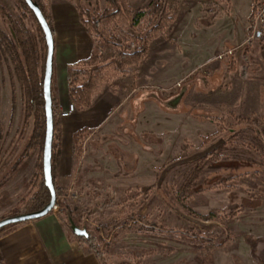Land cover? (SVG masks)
<instances>
[{"label":"rangeland","instance_id":"rangeland-1","mask_svg":"<svg viewBox=\"0 0 264 264\" xmlns=\"http://www.w3.org/2000/svg\"><path fill=\"white\" fill-rule=\"evenodd\" d=\"M46 1L51 4L61 0ZM150 1L129 0V3L133 8H137L146 7ZM167 1L172 7L176 8L175 0ZM196 1L200 2V9L191 8L186 12L187 4L184 7L182 3L177 19L172 25L171 36L181 35V44L183 46L181 58L182 56L191 57L193 55L191 58L187 57L186 66L190 65L191 61L199 56L195 55V53L201 46L198 39L202 35V31H204L199 30V27L212 24L210 20L211 14L204 11L202 5L204 3H212L214 5L215 1L189 0L192 3ZM221 1V3L227 4L225 6L226 13L229 15L221 22V25L225 26L222 30L229 27L243 31V27L246 26L249 0ZM99 3L102 4V0ZM0 4L13 16H16L21 10L18 0H0ZM82 5L87 8L94 6L93 2H82ZM218 10L220 12L215 18L221 17L223 13L220 8ZM198 11L199 14L201 12L202 14L198 15ZM196 13L198 20L194 22L192 18H194ZM206 19H209V21L206 22ZM192 20L193 24H191ZM26 23L36 33L35 25L30 17L26 19ZM112 24L116 25L117 31L122 38L132 33L130 25L116 21H113ZM182 24L183 27H181ZM4 28L7 29V24L1 22L0 16V29ZM181 29L184 31L183 34H181ZM212 30L214 33H212ZM222 30L216 32L215 27L204 31L205 35H202L203 38L200 41L203 39H208V42L212 40L218 41L220 38L217 34L222 35ZM195 34L197 37L194 40ZM228 44L234 45L235 42L229 41L224 46L226 47ZM217 45L219 46V43ZM155 49L156 45L150 49L151 59L146 63L148 66L152 65V57L156 56ZM105 52L106 55L111 54L112 48L108 47ZM177 59L178 57H176ZM227 61L224 62L227 63ZM240 63L241 60L239 59ZM179 67L182 68L184 66ZM175 70L178 71V68H170L171 72ZM149 77L146 70H144L141 74V79L137 80L136 83L143 79L147 80ZM229 77L234 80L238 75L235 72ZM263 77L262 74L260 76V74L256 73V83L264 84ZM207 78L200 72H194L185 80H181L180 86H175L174 84L166 90L164 97L176 94L183 85L187 84L181 98V105H178V107L181 106L180 108H184L182 110L186 111L183 112L186 113L187 130L183 133H171V137H168L167 142L170 150L166 148L162 159L167 161L169 156L170 160L161 166L157 172L155 184L151 188L144 190L143 194V191L141 192L139 188H126V194L121 199L118 196L114 198L113 193L108 188L90 186L84 188L82 193L74 186L70 187L68 185L62 188L61 195L56 199L57 202H64L73 208V217L70 216L72 219L74 218V222L78 226L81 227L84 223L89 235L94 234V228L99 225L108 227L105 230L106 235H104L106 244H108V252L105 258L107 261L111 260L109 261L110 263H115L117 259L124 258L131 263L135 261V264H140L142 261L143 264H158L155 259L153 261V259L143 258L144 255H147V251H151L146 244L147 240L140 238L139 241H136L139 244L137 245L138 248L130 250V252H120L121 249L129 250V248H121L120 243L130 246L131 243H134L131 240L114 245L116 234L121 233L122 228L124 229L125 223H127L133 227V230L142 229L139 233H144L146 236L154 238L153 241L148 240L150 243L153 242L150 245L151 248L154 245L157 248H162L160 245L165 244V252L171 253V264H177L179 261L181 262L180 264H201V262L203 264H260L255 259L256 257H253L254 255H252L249 244L246 241V236H250L247 234L249 229L244 220L236 222L234 218L230 219L228 215L235 210V206H242V198L253 196V200H257L256 202L264 200V143L256 133V131H260L264 136V103L254 106L256 108L253 110L252 115L247 114L243 98L233 101L232 97L235 92L231 91L230 93L226 88H223L217 96L219 99L218 105L214 108L209 107L207 104L210 101L209 98H200L198 91V89L205 90L208 86H212ZM214 79L219 82L221 74H215ZM173 82L174 80H171L169 83ZM251 98L255 102H257L256 99H259L253 95L250 96ZM246 99H249V97ZM23 109L24 104L20 86L12 73L11 63L6 55H0V123L3 130L2 149L0 151L1 163L5 161L10 150L19 151L16 139L23 120ZM210 120L212 123H209ZM128 124L132 127V123L129 120ZM25 133L28 134L27 131ZM106 141L107 138L103 142L105 143ZM213 144H216V146ZM210 146L214 147L206 152L208 150L206 148H211ZM159 147L161 146H155L154 150H158ZM110 148L118 150L115 145H111ZM174 148H180L179 152L176 151L177 149L173 151ZM122 151L125 155L134 157L127 151ZM203 151L206 153L201 156L199 152ZM20 152L21 150L13 159L14 161L18 158ZM125 155L124 157H121V155L120 158L125 159ZM36 157L37 149L30 154L27 153L25 159L12 172H9V167L3 172L0 180L5 178L6 181L0 189V215L9 214V211L15 208L17 201L27 193L28 182L35 172ZM132 164L127 165L126 171L131 170L130 166L133 167L134 165ZM242 164L243 167L245 166L246 169H249L248 174H242L240 177L234 178H231V176L221 178L219 172H224V170L233 172V168ZM169 165L170 167L165 169ZM256 168H258L257 173L253 171ZM139 175H141V171ZM213 179H216L215 183L210 184L209 182ZM228 179L231 180L229 181ZM207 185L212 187L203 189ZM69 188L78 194L76 201L66 196ZM181 193L182 196H185L184 201L188 209L181 206L180 200L182 199L179 200L177 197ZM56 200V208H52V210L59 212ZM242 209L237 210L238 214L242 212ZM190 211L200 214L213 212L220 218L211 220V223H201L189 219L191 217ZM258 215H264V209L257 212ZM190 229H194L203 236H215L216 241L223 239L226 235L234 236V239L230 240V238L222 247L214 249L211 256L206 258L204 251L196 250L197 244L194 239L186 238L183 235L184 230ZM147 247L148 249H146ZM110 250L117 252L120 256L111 258L112 256L110 255L113 253Z\"/></svg>","mask_w":264,"mask_h":264},{"label":"crops","instance_id":"crops-1","mask_svg":"<svg viewBox=\"0 0 264 264\" xmlns=\"http://www.w3.org/2000/svg\"><path fill=\"white\" fill-rule=\"evenodd\" d=\"M175 1L176 8L167 1L168 6L175 13V19L170 24L167 35L157 37L149 43L147 57L135 69L134 73L105 85L94 98L90 107L75 108L63 118L58 116L59 110H66L68 104L71 103L68 94L69 69L73 64L90 55L93 41L83 25L73 1L61 0L50 4L53 24L51 81L57 104L55 117L60 131L55 180L60 187L74 186L82 193L84 188L90 186L108 188L114 198L118 196L121 199L126 194V188H139L141 192L143 191L142 194L144 190L151 188L155 184L156 175L161 166L170 160L169 156L167 161L162 159L166 148L170 150L167 142L168 137H171V133H183L187 130L186 111L182 110L184 108L181 109V106L169 109L163 105V100L170 97V95L164 97V94L172 85L180 86L181 80H185L194 72H200L203 76L208 77L207 80L212 85L205 90L198 89L200 98H209L210 101L207 103L209 107L214 108L218 105L217 96L223 88H226L230 93L231 91L235 92L232 97L233 101L243 98L247 114L252 115L256 108L254 106L264 103V84H257L255 81L256 73L264 76V40L260 43L246 42L250 27L249 16L252 0L248 1L246 26L243 27V31L229 27L222 30L225 26L221 25V22L229 16L226 13L225 6L227 4L221 3V0H214V5L223 11L221 17L213 18L212 24L199 27V30L207 31L216 27V32L222 30V35L217 34L220 38L218 41L208 42V39L200 41L203 38L202 35H205L202 31V35L198 39L201 46L195 53L199 56L198 58L194 57L195 60L191 61L188 66H186L188 56L181 58L183 52L181 35L171 36L172 25L177 19L182 3L184 7L187 4L186 12H188L191 8L200 9V2ZM197 13L198 15L202 14V12L199 14V11ZM197 13L192 18L194 22L198 20ZM196 17L197 19H195ZM193 20L191 24H193ZM208 21L209 19H206V22ZM183 33L184 31L181 29V34ZM212 33H214L213 30ZM196 37L195 34L194 40ZM229 41L235 42V44H228L225 47L224 44ZM153 43L155 44L152 45ZM151 45H156V56L152 57L154 62L152 61V65L148 66L146 63L151 59ZM176 57H178L177 60ZM225 59L228 60L227 63L224 62ZM239 59L241 60L240 64ZM232 64L233 69H230ZM179 66L184 67L180 68ZM170 68H178V71L171 72ZM144 70L150 76L149 79H143L136 83L141 79ZM235 72L238 77L233 80L229 75ZM218 73L221 74L219 82L214 79L215 74ZM171 80L174 82L169 83ZM251 95L259 98L256 99L257 102L250 99ZM247 97L249 99H246ZM128 120L132 123V127L129 126ZM209 123L212 121L210 120ZM81 128L88 129L89 134L83 143L81 157L76 158L73 153V134ZM138 137L139 139H137ZM105 138L107 141L104 143ZM111 145H115L118 151L125 150L134 157L125 155V159H121L114 155L115 149L110 148ZM158 145L161 147L154 150V147ZM176 149L174 148L173 151ZM179 149L176 151L179 152ZM131 163L134 165L130 166L131 170L128 172L126 167ZM140 171L141 175H139ZM253 199V196L242 198L243 202H246V206L234 218V221L244 220L249 229L247 234L252 238H264V215L257 216V212L264 209V200H261V205L257 206V200ZM140 238L147 240L146 244L151 250L147 251V255H144L143 258L153 259V261L155 259L158 264L172 263L171 253L165 252V244L160 245L162 248H157L155 245L151 248L150 245L153 242L150 243L148 240L153 241L154 238L131 228H122L121 233L116 234L114 245L131 240L134 243H131L130 246L120 243L121 248H129L128 251L121 249L120 252H130V250L138 248L139 244L136 241H139ZM0 246L4 264H101L100 259L93 251L80 246L69 226L63 222L59 212L53 210L42 217L1 230ZM110 252L113 253L110 255L111 258L120 256L113 250ZM122 259L124 258L117 259L115 263H110L111 260H106V262L108 264H135V261L131 263ZM180 263L179 261L177 264ZM140 264H143V261Z\"/></svg>","mask_w":264,"mask_h":264},{"label":"trees","instance_id":"trees-1","mask_svg":"<svg viewBox=\"0 0 264 264\" xmlns=\"http://www.w3.org/2000/svg\"><path fill=\"white\" fill-rule=\"evenodd\" d=\"M34 1L38 4L53 36L49 2L46 0ZM69 1H73L76 5L80 19L93 41L90 55L70 67L68 78V94L71 102L77 109H86L91 106L94 98L102 91L105 85L134 73L135 69L147 57L149 43L157 37L167 35L168 28L175 19V13L168 6L167 0H151L146 7L141 6L137 8H133L129 0H102V4L99 3L100 0ZM82 2H93L94 6L87 8L82 5ZM18 3L20 4L21 10L16 16L9 14L0 4L1 22L7 24V29H0V55H6L8 57L12 66V73L20 86L23 98V120L16 139L17 145H19V151L21 150V152L19 153V157L14 161L13 159L19 151H9L5 161L3 163L0 162V177L8 167L9 172H12L25 159L27 153L30 154L37 149V157L34 164L35 172L28 182L27 193L17 201L15 208L9 211V214L1 216L0 219L6 216L40 209L49 199V192L44 185L42 173V147L45 131L42 80L46 46L33 12L24 0H18ZM202 6L204 11L211 14V21L220 12L212 3H204ZM28 17L31 18L35 25L36 33L26 23ZM251 20L252 15L250 14L249 22ZM113 21L130 25L132 33L122 38L117 31L116 25L112 24ZM10 29L15 34V40L12 38ZM108 47L112 48V52L106 55L105 51ZM230 69H233V64ZM50 88L53 113L51 167L57 199L61 195L62 190V187L55 180L59 157L60 131L55 117L57 104L52 88V81ZM88 134L89 130L86 128H81L74 132L73 153L76 158L81 157L83 143ZM2 140L3 130L0 123V151L2 149ZM114 155L118 157L122 155L121 157H124L125 154L123 151L115 150ZM253 171L257 173L258 168ZM240 174H248V170ZM5 181V178L0 180V189ZM217 184L219 183L217 182ZM211 187V185H207L203 189ZM181 196L182 193L177 195L179 200L182 199L180 200L181 206L188 209L184 201L185 196ZM260 201L256 204L257 206L261 205ZM57 203L59 214L63 222L68 226L66 214L68 213L73 217L74 210L64 202H57L56 200ZM245 206L246 202L242 200V206H235V210L231 211L228 217L232 219L238 213L237 210ZM189 213L191 217L202 221H213L220 218L213 212L200 214L190 211ZM131 221L133 220L131 219ZM17 224L19 223L6 225L0 228V231ZM125 224L124 229H133L127 223ZM107 228L104 225H99L97 228H94L95 233L90 234L88 238L75 236L80 246L86 250L93 251L98 256L101 264H108L105 258L108 252V244H106V239H104ZM136 230L138 232L142 231V229ZM183 235L186 238H193L197 244L196 250L204 251L206 258L210 257L214 249L222 247L230 238V240L234 239V236L226 235L223 239L216 241L215 236H203L194 229L184 230ZM201 264L203 263L201 262Z\"/></svg>","mask_w":264,"mask_h":264},{"label":"water","instance_id":"water-1","mask_svg":"<svg viewBox=\"0 0 264 264\" xmlns=\"http://www.w3.org/2000/svg\"><path fill=\"white\" fill-rule=\"evenodd\" d=\"M24 2L27 4L29 9L33 12L34 17L36 18V21L39 25V28L42 32L45 46H46V53H45V59H44V65H43V80H42V91H43V100H44V114H45V131H44V140H43V147H42V173H43V181L44 185L47 188L49 192V199L45 203V205L37 210L33 211H27L18 213L11 216H6L4 218L0 219V228L13 224V223H20L25 222L28 220L36 219L39 217H42L49 213L52 208L55 206V189L54 184L52 180V167H51V149H52V139H53V113H52V100H51V75H52V56H53V36L50 31L49 25L44 18L38 4L34 0H24ZM10 32L12 34V38L15 40V34L10 29ZM183 92H180L178 95H176L174 98H168L166 100H163V103L166 107H175L176 103L180 100L182 95L185 92V88L182 90ZM259 138L264 143V137L260 131H256ZM216 146V144H213ZM211 148H206V152L210 151ZM204 150V151H205ZM199 152V154L202 156L206 152ZM20 155V154H19ZM19 157V156H18ZM169 166H167L165 169H168ZM162 175V174H161ZM160 181V180H159ZM216 179L211 180V183H215ZM189 219H192L194 221L203 222V223H211V221H202L199 219H195L193 217H189ZM66 220L68 222V226L70 231L74 236H83L85 238L89 237V232L87 231L86 225L83 223L82 226H78L70 214H66ZM262 260L264 261V248L260 254Z\"/></svg>","mask_w":264,"mask_h":264},{"label":"built area","instance_id":"built-area-1","mask_svg":"<svg viewBox=\"0 0 264 264\" xmlns=\"http://www.w3.org/2000/svg\"><path fill=\"white\" fill-rule=\"evenodd\" d=\"M251 15H252V20L250 22V27L246 38V42L260 43L264 40V0H252ZM74 110H75V106L71 102L68 104L66 110H59L58 116L61 118L66 117ZM66 196L67 197L69 196L71 200L76 201L78 194L74 191H71V188H69V192ZM55 208L56 206L53 207V209ZM0 264H4L2 258L1 246H0Z\"/></svg>","mask_w":264,"mask_h":264},{"label":"flooded vegetation","instance_id":"flooded-vegetation-1","mask_svg":"<svg viewBox=\"0 0 264 264\" xmlns=\"http://www.w3.org/2000/svg\"><path fill=\"white\" fill-rule=\"evenodd\" d=\"M186 87H187V84L183 85L181 87V89L179 90V92H177L176 94H173V95H170L169 98H174L176 95H178L180 92H183L182 90L185 88L186 90ZM182 98V97H181ZM181 98L180 100L176 103V106L175 107H168L169 109H176L179 105V103L181 102ZM164 105V103H163ZM245 165V164H244ZM249 169H246L245 166L243 167V164L242 165H238L236 166L235 168H233V172H231L230 170L228 171H225L224 172H219L221 178H224L226 176H231V178H234V177H240L241 176V172H244V171H247ZM230 173H232L230 175ZM229 181L231 179H228ZM238 215V213L233 217L235 218L236 216ZM250 236V235H249ZM246 241L248 242L249 244V248H250V251L252 253V255H254L253 257H256L255 259L257 260V262H259L260 264H264V261L262 260L260 254L263 250V246H264V238H252L251 236L248 237L246 236ZM256 252V253H255Z\"/></svg>","mask_w":264,"mask_h":264}]
</instances>
